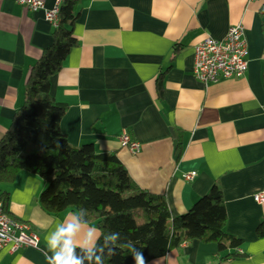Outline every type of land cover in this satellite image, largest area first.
<instances>
[{"label":"clouds","instance_id":"1","mask_svg":"<svg viewBox=\"0 0 264 264\" xmlns=\"http://www.w3.org/2000/svg\"><path fill=\"white\" fill-rule=\"evenodd\" d=\"M68 231L69 233L72 231V226H69ZM132 253L135 264H146L142 251L132 249ZM89 259H91V257H89ZM51 264H82V262L75 257L74 247L70 244V242L65 241L63 250L54 255L51 260Z\"/></svg>","mask_w":264,"mask_h":264}]
</instances>
